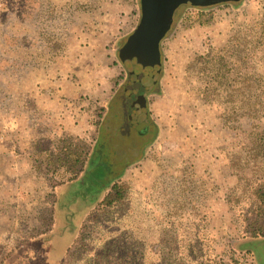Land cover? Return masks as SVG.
<instances>
[{
	"label": "rangeland",
	"instance_id": "obj_1",
	"mask_svg": "<svg viewBox=\"0 0 264 264\" xmlns=\"http://www.w3.org/2000/svg\"><path fill=\"white\" fill-rule=\"evenodd\" d=\"M100 1L0 0V264L255 263L245 241L264 230L251 190L264 154L249 146L264 128V0L186 10L161 44L146 129L135 112L130 126L114 112L100 124L123 84H141L129 41L113 42L121 12L100 14ZM234 43L255 82L237 100L204 97L210 63L197 57ZM63 135L86 144L72 175ZM116 181L123 198L101 204ZM253 249L264 264V239Z\"/></svg>",
	"mask_w": 264,
	"mask_h": 264
},
{
	"label": "trees",
	"instance_id": "obj_2",
	"mask_svg": "<svg viewBox=\"0 0 264 264\" xmlns=\"http://www.w3.org/2000/svg\"><path fill=\"white\" fill-rule=\"evenodd\" d=\"M137 3H138L139 9H141V11L143 13V8L140 4V0H137ZM241 4H239V5L225 4L223 6L238 7ZM208 9L209 8H207V9H194V10H196L200 14H204L205 12L208 11ZM141 16H142V14H141ZM141 18L142 17H140V19H138L137 22L135 23L136 26H137V24H139ZM262 23L264 24V20L262 21ZM121 32H119L120 33L119 36H117V38H115L113 40V42L115 44L117 43V45L118 44L121 45L122 43H124L125 42V41L123 42L124 39L126 40V44H127L128 41L133 39L135 30L131 31L129 29L128 30L124 29ZM116 52H118V51H116ZM119 56H120V54H119ZM197 60L204 62V63H210V69H208L206 67L203 68L204 73H206L207 75H210L209 83L205 88V92H203L204 97L205 96L208 97L210 94L214 95L217 93L220 96L225 95L227 98H229L226 101H229L231 99L237 100L238 99L237 97L241 95L240 92H244V90H245L244 86H242L241 84L245 85V82H247L248 80L255 82L254 81L255 78H257L254 76V74H255L253 72L254 68H252V67L249 68V67H247V65H245L247 61L244 57V50L241 47L240 43H234L233 45H230V46L223 45V46L218 47V48H212L209 52H207L205 54V56L197 57ZM124 66H125V64H124ZM126 71H128L127 67H126ZM251 71H252V73H251ZM209 73H211V74H209ZM213 81L216 82L215 86H214ZM123 85L125 86V88H124L125 90L131 91L130 83L128 84L129 88L127 87V84H123ZM237 85H239V86H237ZM123 87H122V89H123ZM127 99H129V93L127 94V98L123 97V98L117 99L116 97L115 98L112 97L109 100V103H110L109 111L107 112V114H105V116H103V119L100 121V124L103 121L107 120V118H109L110 113L114 112L116 115H119V117H121V115L124 116L123 120H122V118H120V121H122V122L119 126H117V127H119V129L122 127V125L124 127L125 119L128 117L130 118L129 113L127 114V116H125V114H124V112L127 111L124 108L126 107L127 104H129V103H126ZM147 99H148V97H147ZM258 103H260V101L253 100V101H251L250 106H248V107H250V110H252L256 114H257V110L259 108L256 106V104L258 105ZM129 110H131V107ZM101 112H102V110L100 111V113ZM130 123H131V121H130V119H128L126 121L125 127L130 126L129 125ZM131 128H134V126H132ZM252 134L253 135H251V136H253L252 137L253 143H251L249 146L252 149V151L255 152V157H259V156H261V154H264V128L260 129L258 131H255ZM59 139L61 142L59 144V147H60L59 149L61 150V155L58 156L59 160L65 161V163L71 167V168H69V167L66 168V170L71 172L70 173L71 175H72V173L75 174L77 172L76 168L82 163V155L84 153V150L86 149V144H85L84 148L80 149V147L77 146V144L74 142L73 138L70 135H63ZM79 152H81L82 154ZM129 158H132L130 154H129ZM251 190L254 192V194L256 196V203H257L256 207L258 209V213L262 214L264 216V183L261 182L260 184H257ZM122 198H123V186H122V184H120L119 182L116 181L115 183L112 184L110 192L105 194L104 198L100 202H101V204H103V203L108 204V203H112L114 200H119ZM263 229H264V226H263ZM253 233H254V235H253L252 239H257L260 237L264 238V230H262L261 228L254 229ZM247 239H251V238H247ZM245 242H247V241H245ZM6 258L7 257H5V259Z\"/></svg>",
	"mask_w": 264,
	"mask_h": 264
},
{
	"label": "water",
	"instance_id": "obj_3",
	"mask_svg": "<svg viewBox=\"0 0 264 264\" xmlns=\"http://www.w3.org/2000/svg\"><path fill=\"white\" fill-rule=\"evenodd\" d=\"M244 0H140L143 8L142 18L129 41L128 50L131 61L139 64L140 70L134 75L133 91H139V117L145 126L148 121L147 100L145 94L159 89V80L164 73V58L161 44L177 28V25L189 8L207 9L225 4L239 5ZM131 55L133 57H131ZM133 58H136L133 60ZM136 64V66H137ZM149 82L148 84H146ZM151 82V83H150ZM146 98V97H145ZM141 112V113H140ZM147 120V121H146Z\"/></svg>",
	"mask_w": 264,
	"mask_h": 264
},
{
	"label": "crops",
	"instance_id": "obj_4",
	"mask_svg": "<svg viewBox=\"0 0 264 264\" xmlns=\"http://www.w3.org/2000/svg\"><path fill=\"white\" fill-rule=\"evenodd\" d=\"M89 4H94L95 0H86ZM106 7H108V11L113 13H120L121 17L118 19V24L116 22L115 29L124 30V29H130V27L133 25L135 21L139 18V7L137 0H105L100 1L99 9L101 10L100 14H102V9L106 10ZM90 10H93L92 6H88ZM98 23V22H97ZM88 29L94 28L93 23L89 22L87 24ZM122 33V32H121ZM91 40V39H90ZM98 43H104L107 44L108 40L104 34H100V36L96 39ZM108 87V86H107ZM257 239H264L263 237L257 238ZM256 239H246L247 242H245L246 248L250 251L253 258V261L255 263L253 264H260L259 259L257 257V252L253 249V243Z\"/></svg>",
	"mask_w": 264,
	"mask_h": 264
},
{
	"label": "flooded vegetation",
	"instance_id": "obj_5",
	"mask_svg": "<svg viewBox=\"0 0 264 264\" xmlns=\"http://www.w3.org/2000/svg\"><path fill=\"white\" fill-rule=\"evenodd\" d=\"M129 93V97L132 99V100H137V96H139L140 94H139V91L137 90V91H133V89H131V91L130 92H128ZM124 96H122V98H123ZM146 97V98H145ZM145 97H144V99H146L147 100V94H145ZM130 99V100H131ZM130 105V104H129ZM128 105V106H129ZM147 105H148V102H147ZM130 107V106H129ZM134 107H132V109L131 110H129V114H131V113H133V112H135V114L136 115H138L139 116V109L138 110H135V109H133ZM130 109V108H129ZM141 113V112H140ZM134 114V115H135ZM145 127V129L146 128H150V123L149 122H147L146 123V125L144 126Z\"/></svg>",
	"mask_w": 264,
	"mask_h": 264
}]
</instances>
